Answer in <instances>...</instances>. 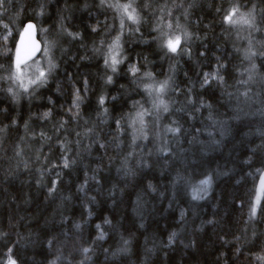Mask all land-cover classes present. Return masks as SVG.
Instances as JSON below:
<instances>
[{"label":"trees","instance_id":"obj_1","mask_svg":"<svg viewBox=\"0 0 264 264\" xmlns=\"http://www.w3.org/2000/svg\"><path fill=\"white\" fill-rule=\"evenodd\" d=\"M29 21L49 57L25 90ZM262 52L264 0H3L0 264H264Z\"/></svg>","mask_w":264,"mask_h":264},{"label":"snow or ice","instance_id":"obj_2","mask_svg":"<svg viewBox=\"0 0 264 264\" xmlns=\"http://www.w3.org/2000/svg\"><path fill=\"white\" fill-rule=\"evenodd\" d=\"M3 3V0H0V5H2ZM101 3H104V0H101ZM112 7H117V8H121L123 10V13L125 15H127V17L134 21V22H139L138 20V17L135 15V9L133 8L132 11H129V8L132 7L131 4H124V5H110ZM239 11V8L238 7H234L230 10L229 14L225 17V20L229 23H237L238 21L237 20H233V16L236 15V12ZM241 19L243 20L244 23H247V24H252L253 23V20H249L247 18H244V17H241ZM121 25L123 26V21H121ZM5 27H7V25H5ZM34 25L33 24H28L27 25V28H26V31L29 30V29H34ZM169 27H171V24H169ZM118 39L117 38V44L116 45H113V47H117L118 46ZM180 44V37L177 36L175 37L174 39L173 38H169L166 43H165V47L168 48L169 51L171 52H176L177 51V47L179 46ZM256 53L255 52H250V54H246V58L247 59H251L252 56H255ZM260 55L264 56V52L260 53ZM111 66H112V70L113 71H116V68H115V65L117 63H119V61L116 59V56H111ZM23 63V60L21 59V53H20V50L17 49L16 51V61H15V71L13 73V76L11 78L17 80V81H21L22 83V73H21V64ZM106 64L109 63L108 60L105 61ZM253 69L256 67L255 64L252 65ZM133 71H135V69H133ZM45 78V73L43 71L39 72V75L37 77V80H40L42 81L43 79ZM222 80V77L220 78ZM253 79V76L250 74L249 77H248V81H251ZM37 80H29V84H34L37 82ZM111 81V77H109V82ZM248 81H242V83H248ZM205 83H207V80H205ZM167 85V81L164 82V84H161L159 89H157V91L159 92H163L165 87ZM25 90H27V85H22ZM12 89H9V92H11ZM244 96H247L248 93L245 92L243 93ZM77 99H79V97H77ZM101 103H103V100H101ZM161 104H163V101H161ZM168 108H167V105H164V111H167ZM48 113H45V116H47ZM169 131H172V132H179V128H175V129H169ZM64 166L67 167L68 166V161L67 159H65L64 161ZM205 183H207V181H205ZM253 215H254V210H253ZM79 227V226H77ZM100 238H103L102 236ZM85 253H87L89 251V249L85 248L83 250ZM10 264H15V261H11Z\"/></svg>","mask_w":264,"mask_h":264},{"label":"rangeland","instance_id":"obj_3","mask_svg":"<svg viewBox=\"0 0 264 264\" xmlns=\"http://www.w3.org/2000/svg\"><path fill=\"white\" fill-rule=\"evenodd\" d=\"M241 17L247 18L249 20H252V18H253V16L250 14H243ZM241 17L240 16H234L233 20H237L238 22L237 23H231V24H233L236 28L239 27V29L249 30L253 25L244 23L243 20L241 19ZM129 21L133 22L130 19H129ZM253 24H254V20H253ZM239 32H241V31H239ZM165 43H166V39H165ZM181 44H182V40L180 39V44L177 47V51L174 52V53H176V55H179V52H180L179 50H180ZM113 53H114V51H113ZM114 56H116V59L119 62L121 61V51L119 50V47H118V50L114 53ZM48 57H49V49L46 50V47H45V49L43 51V55L41 56V58L39 57L34 64L21 66L22 83H21V81H19V82H20L21 87L23 89H25V88L22 85H27V88L32 87L33 84H29V80H37L39 72H41V71L45 72L43 65H45V63L47 62ZM247 73H248V69L243 74H247ZM38 81L39 80H37V82ZM207 188H208L207 183H204L203 186H201V189L205 192H206ZM259 193H260V196H259L258 200L256 201V205L260 203L261 198H262V194H264V175L262 177V181H261V184L259 187Z\"/></svg>","mask_w":264,"mask_h":264},{"label":"water","instance_id":"obj_4","mask_svg":"<svg viewBox=\"0 0 264 264\" xmlns=\"http://www.w3.org/2000/svg\"><path fill=\"white\" fill-rule=\"evenodd\" d=\"M28 24H33L34 29L26 31ZM17 49L20 50L23 60L21 66L30 64L41 56L44 46L39 39L38 27L35 22L29 21L23 26L17 41Z\"/></svg>","mask_w":264,"mask_h":264},{"label":"bare ground","instance_id":"obj_5","mask_svg":"<svg viewBox=\"0 0 264 264\" xmlns=\"http://www.w3.org/2000/svg\"><path fill=\"white\" fill-rule=\"evenodd\" d=\"M242 8V7H241ZM126 37V36H125ZM122 38V37H121ZM120 38V39H121ZM239 38V37H238ZM130 39V38H129ZM43 53V52H42ZM117 54V53H116ZM114 55V54H113ZM37 60V59H36ZM34 62V61H33ZM73 103V102H72ZM72 105V104H71ZM80 105V104H79ZM81 105H83V104H81ZM80 105V106H81ZM72 152V151H71ZM82 154V153H81ZM79 155V154H78ZM86 159V158H85ZM90 173V172H89ZM221 200V199H220ZM215 201V200H214ZM218 202V201H217ZM262 204V203H261ZM260 208V207H259ZM256 216V215H255ZM262 216V215H261ZM87 217H88V215H87ZM224 228V227H223ZM226 230V229H225ZM72 232V231H71ZM224 232V231H223ZM105 233V232H104ZM237 234V233H236ZM165 235V234H164ZM229 236V235H228ZM220 242V241H219ZM232 242V241H231ZM223 247V246H222ZM229 247V246H228ZM235 247H236V245H235ZM235 249V248H234ZM224 250V249H223ZM237 250V249H236ZM234 251V250H233ZM245 252V251H244ZM247 252V251H246ZM70 254V253H69ZM75 254V253H74ZM238 256H239V254H238ZM73 261V260H72ZM79 263V262H78Z\"/></svg>","mask_w":264,"mask_h":264}]
</instances>
